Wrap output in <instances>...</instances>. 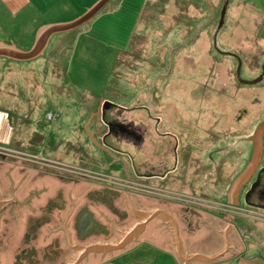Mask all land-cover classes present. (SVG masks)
<instances>
[{"label": "rangeland", "instance_id": "obj_1", "mask_svg": "<svg viewBox=\"0 0 264 264\" xmlns=\"http://www.w3.org/2000/svg\"><path fill=\"white\" fill-rule=\"evenodd\" d=\"M97 1L32 0L16 15L0 2V41L28 51L39 28L71 22ZM263 62L264 0H111L90 22L51 36L39 57L26 62L0 58V150L32 153L29 141L39 137L31 145L37 154L32 161L8 157L64 175L73 176L72 166L132 183L136 175L171 165L163 142L171 132L179 138L174 140L181 158L173 165L179 175L163 182L137 181L163 191L160 197L175 204L178 196L205 200L199 207L213 216L215 204L226 209L212 190L213 166L221 162L217 153L231 156L226 161L231 166H221V177L234 167L238 174L250 152L243 140L264 120V76L244 85L236 71L240 80L252 81L261 75ZM102 115L125 118L134 130L138 120L150 118L139 125H151L141 133L142 148L134 150L135 143L120 135L109 136L100 123ZM208 155L215 161L209 162ZM261 157L264 165V153ZM104 166L119 171L102 172ZM33 174L13 167L7 177L19 195L27 188L40 190L31 182ZM231 212L243 216L237 230H246L239 235L246 261L225 264H264V211ZM174 216L182 221L181 213ZM108 264L177 263L142 244L136 254Z\"/></svg>", "mask_w": 264, "mask_h": 264}, {"label": "flooded vegetation", "instance_id": "obj_2", "mask_svg": "<svg viewBox=\"0 0 264 264\" xmlns=\"http://www.w3.org/2000/svg\"><path fill=\"white\" fill-rule=\"evenodd\" d=\"M147 116L145 120L137 121L136 126H134L135 130L130 128V122H124L125 118H122V120L120 118L119 120L116 118L108 119L105 115H102L100 123L109 136L120 135L123 139L135 143L133 147L136 150L142 148L143 136L141 133L151 126L148 125L145 128L139 126L142 122L150 121ZM135 117H137L136 114ZM151 133L152 130L150 131ZM182 136L183 140L185 139L186 141L187 134ZM166 137L168 140L165 141ZM174 138L179 140L178 136L171 132H166L163 141L165 148H167L171 165L163 168L158 173H150L148 176L136 175V181L132 182L134 186L140 185L139 181H137L140 178H156L163 182L167 178L172 179V177L176 178L179 175V170L176 172L173 165L174 162L180 161L181 151L177 149ZM243 143L250 146V152L247 155L246 151V156L242 158V167L238 174H236V170H233L234 167L225 177H221V166H231L230 163H226L227 160H231V156L223 157L220 156L223 153L220 151L217 153V157H221L219 158L221 162L213 166L214 188L212 190L214 195H218L220 199H224L226 195L230 194L231 203L229 207L232 211H246L248 209L264 211V165L262 164V157L253 173L243 182H237L240 175L247 168L252 154L253 144L250 138L243 140ZM263 148L264 134L262 136V156L264 153ZM108 158L109 161L114 160L113 157ZM207 160L209 162L215 161L211 159L210 155H208ZM22 164L26 166H22ZM13 167H22L24 171H32L35 179L31 182H37L44 177L49 180L40 185V190L25 192L20 202L18 198L21 196L17 194L18 190L13 188L10 179L7 177L8 171ZM109 167H102V172L118 173V169H116L118 171L114 172ZM0 170H2L1 174L6 179V187L0 185V264H69L76 250L93 240H112L117 238L126 227L125 224L127 222H130L131 219L137 221L138 219L133 209H136L139 201L145 202L149 199L160 205L174 204L178 212L181 213L182 221L179 222L180 224L186 223L184 219L186 215L193 216V213L196 212L197 215H200L209 210L201 207H184L179 203L175 204L173 201L166 200L160 196L149 197L145 193H141L136 187L133 190H125V188L120 186H105L86 177L64 175L49 169L44 170L42 166L16 161L15 158H10L1 153ZM60 186H68L69 188L60 189ZM54 187L59 188V190H55L51 197L39 202L40 196ZM200 202L204 203L206 201L200 200ZM236 203H238V206H235ZM218 204L222 205L221 202ZM216 206V208L211 210L214 215L218 218L232 216L231 224H233V229L241 228L238 222L241 221L240 217L243 216L239 217L232 214L231 211L222 209L221 206ZM217 212L219 214H216ZM203 225L200 224V229H206ZM206 226L210 227L212 225L207 223ZM229 253L233 252H225V254ZM87 257L88 254H85L76 264H83Z\"/></svg>", "mask_w": 264, "mask_h": 264}, {"label": "crops", "instance_id": "obj_3", "mask_svg": "<svg viewBox=\"0 0 264 264\" xmlns=\"http://www.w3.org/2000/svg\"><path fill=\"white\" fill-rule=\"evenodd\" d=\"M2 2L4 9L6 12H9L11 15H16L21 12L26 6L32 4V0H0ZM87 10V9H86ZM91 21V20H90ZM89 21V22H90ZM42 26L40 29L44 28ZM37 31V33L39 32ZM0 46H11L15 48L12 44H6L0 41ZM135 112V111H134ZM132 112V115L135 113ZM2 172H0V185L6 187V179L2 178ZM49 179L42 178L41 180L35 182L38 186L47 182ZM63 186H60L62 189ZM69 188V187H67ZM37 189V188H36ZM51 191L44 193L40 196L39 202L42 200H46L51 197L55 190H59V188L54 187L50 188ZM35 190V188H27V191ZM25 192L19 193V196L23 197ZM236 197V196H235ZM230 194L226 195L224 199H222L221 204L224 208L228 209V211H232L229 207L230 205ZM139 205L136 206L134 213L136 215L137 221L127 222L128 225H125L123 231H127L129 228L134 226L140 220V213H148L153 210H159L165 212L167 215L171 217V221L174 222L178 240L180 243V247L187 254H202V255H210L212 253L217 252L218 250L224 249V253L215 261L210 263H200V262H191L188 264H225L226 262L232 260H241L246 261L245 258H241L242 256V243L239 240V235L245 233L246 230L239 231L233 229L232 216H225L224 218H218L216 215H210L209 211L203 212L200 215L192 216L186 215L184 218L186 223L180 224L178 219L174 216V213L178 212L177 207L174 205H160L158 203L153 202L152 204H147L146 201H139ZM220 203V202H219ZM173 211V212H172ZM229 213V212H228ZM232 213V212H231ZM149 221V222H148ZM146 221L147 223L142 226L137 232V234L127 240L124 241L122 245H120L119 249H115L113 251L101 252V253H89L88 257L85 259L83 264H108L112 262H119L120 259L129 256L130 254H136L139 247L142 244L145 245H153L156 250L160 251L165 256L170 259H174L177 264H183L180 259L177 257L175 248H174V238L171 231V221L167 222L161 217H155L153 219H149ZM200 221V223H199ZM207 223H210L212 226H206ZM200 224H204L203 226L206 229H200ZM196 225V226H195ZM192 226V228H190ZM195 227V230L193 229ZM212 228V229H210ZM253 228L252 231L255 232ZM122 231V232H123ZM258 232V231H257ZM256 233V232H255ZM261 235V234H260ZM116 239V238H114ZM93 240L87 245L92 244H110L113 240ZM241 243V244H240ZM256 243V242H255ZM254 243V244H255ZM217 245V246H216ZM84 247V246H83ZM222 249V250H223ZM78 250H76L75 254ZM230 251L233 253L225 254V252Z\"/></svg>", "mask_w": 264, "mask_h": 264}, {"label": "water", "instance_id": "obj_4", "mask_svg": "<svg viewBox=\"0 0 264 264\" xmlns=\"http://www.w3.org/2000/svg\"><path fill=\"white\" fill-rule=\"evenodd\" d=\"M111 0H98L96 3H94L91 7H89L82 15H80L77 19L63 24H53L49 26H45L44 28L40 29L37 33L32 47L28 51H18L15 48L11 46H0V58H4L10 61L14 62H26L31 61L37 57H39L46 45L48 40L51 36L56 34H62L71 32L80 26L88 23L90 20H92ZM264 76V62L261 66V75L252 81H243L239 79V68H237L236 71V77L237 81L244 85H254L257 82H259ZM264 134V120L258 124L256 127L253 136L250 138V141L253 144L252 147V154H251V160L248 163L247 168L244 170V172L240 175L237 182L241 183L243 182L247 177H249L257 164L260 163L261 159V153H262V136ZM1 204V202H0ZM235 206H238V203H236ZM140 220L131 228H129L127 231L121 232L120 236L113 240L110 244H92L87 245L84 247H81L78 249L77 253L74 254L69 264H76V262L83 257L85 254L89 253H101L108 251H113L115 249H119L120 245L123 244L124 241H127L131 238H133L137 232H139L140 228L144 226L149 219H153L156 216L161 217L167 222L171 221V217L167 215L165 212L159 211V210H153L148 213H140ZM149 222V221H148ZM171 231L174 238V248L177 257L180 259V261L183 264H188L191 262H200V263H210L218 259L223 253V250H219L215 253H212L210 255H202V254H187L185 253L182 248L180 247V243L178 240L176 228L174 225V222L171 221Z\"/></svg>", "mask_w": 264, "mask_h": 264}, {"label": "built area", "instance_id": "obj_5", "mask_svg": "<svg viewBox=\"0 0 264 264\" xmlns=\"http://www.w3.org/2000/svg\"><path fill=\"white\" fill-rule=\"evenodd\" d=\"M48 116H51V115L48 114ZM4 150H5V148H2V150H0V153L7 155V156H10V157H17L18 159H24V160H30V161H32L31 159L36 158L35 156L37 155L35 153L24 154L22 152H18V151H14V150H9V151L6 150L7 152H4ZM70 167L71 168L69 169V171L71 172L72 175L85 176L87 179L95 180V181L98 180L100 182L106 183L108 186L127 187L131 190L134 189V187H136V189H138L141 192L147 191V192L155 194V195L157 194L158 197L163 195L162 194L163 191L155 190L156 192H154L153 189H148V188L141 186V185L134 186L133 183L128 182V181L119 180V179L109 177V176H106L104 174L95 173L93 171L83 169V168H77V167H72V166H70ZM146 189H148V190H146ZM160 192H162V193H160ZM164 197H166L168 199L172 198L169 195L167 196V194H165ZM175 199L177 200V202L179 204H181L184 207H192L193 205L198 206V207L200 206L199 200L190 199V198L183 197V196L175 197ZM188 204H191V205L188 206ZM215 206H216V204H215Z\"/></svg>", "mask_w": 264, "mask_h": 264}, {"label": "trees", "instance_id": "obj_6", "mask_svg": "<svg viewBox=\"0 0 264 264\" xmlns=\"http://www.w3.org/2000/svg\"><path fill=\"white\" fill-rule=\"evenodd\" d=\"M114 16H115V15H114ZM106 17L109 18L110 16H106ZM106 17H105V18H106ZM105 18H104V19H105ZM97 26H98V25H95L93 30L98 31V29H95V28H99V27H97ZM95 31H94V32H95ZM38 139H39V137H38L37 139L32 138V139L29 141V143H30V150H29V151H30V152H32V153L35 152V151H34V147L31 146V145H36V144H38V143L40 142V139H39V140H38Z\"/></svg>", "mask_w": 264, "mask_h": 264}]
</instances>
